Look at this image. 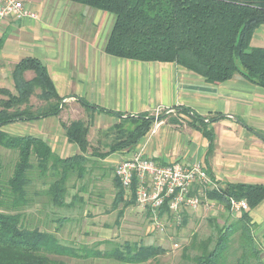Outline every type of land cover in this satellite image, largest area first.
<instances>
[{"label":"trees","instance_id":"obj_1","mask_svg":"<svg viewBox=\"0 0 264 264\" xmlns=\"http://www.w3.org/2000/svg\"><path fill=\"white\" fill-rule=\"evenodd\" d=\"M68 1L114 16L104 44V52L110 56L145 62H174L213 84L238 75L264 87V47L250 46L256 28L264 23V0ZM26 71H32L33 77L26 79ZM11 76L14 91L0 87V146L16 152L13 173L8 180L11 191L9 200L2 201L0 188V264H64L54 262L49 256L78 258L82 254L58 242L50 232L26 227L22 224L21 212L10 213L8 210L27 204L26 189L32 183L29 175L32 170H37L40 178H52L50 182L43 181L46 186L43 192L53 205H65L68 175L76 171L78 176H82L84 172L83 162L89 148L88 125L81 121L63 124L67 141L79 147L78 154L67 157L56 155L49 143L40 137L7 132L4 126L57 116L64 106L46 65L39 58L28 56L20 59ZM36 89L40 91L37 97L44 102L39 107L30 103V97ZM79 103L85 110L111 113L84 99H79ZM178 111L189 116L193 126L202 130L208 139L210 151L213 136L203 118L185 107H179ZM115 114L121 118V122L109 131L113 135L109 149L92 155L105 158L118 150L131 149L155 121L167 118L163 113L158 117L142 113L124 119L119 113ZM168 120L175 122V119ZM125 124H131L130 129H126ZM32 157L35 163L31 161ZM1 168L0 156V178ZM113 176L116 208V203L124 198V189ZM196 187L201 188L209 200L221 205L228 213L230 198L245 200L248 208L240 211L235 219L227 220L221 226L215 225L216 237L213 241L212 238L201 239L197 244L192 241L189 248L198 250L192 264H264L252 234L255 224L249 216L251 209L264 199V185L226 183L219 188L205 185ZM129 200L134 202L135 198L131 196ZM163 212H167L166 205L162 206L160 215ZM121 214L119 210L118 216ZM63 218L59 220H65ZM233 234H237L235 247L230 243ZM163 251L159 245L124 241L116 243L109 250L92 254L136 264Z\"/></svg>","mask_w":264,"mask_h":264},{"label":"crops","instance_id":"obj_2","mask_svg":"<svg viewBox=\"0 0 264 264\" xmlns=\"http://www.w3.org/2000/svg\"><path fill=\"white\" fill-rule=\"evenodd\" d=\"M22 1L36 18L0 20V87L13 92L11 72L14 66L20 59L34 56L46 65L64 106L54 116L53 123L43 125L39 123L45 120L42 118L7 125L37 124L36 131L11 132L7 126L4 130L15 135L40 137L60 157H67L79 153L77 144L67 141L63 127L66 123L63 114L73 105L91 117L89 133L94 127L101 131L121 122L115 113L124 119L142 113L152 115L161 108V113L166 111L163 114L167 118L154 122L131 149L95 159L109 162L113 157L114 168L122 156L141 150L145 156L163 164L175 160L200 161L210 179L220 186L226 183L264 185L263 86L238 75L213 84L174 62H145L110 56L104 52V44L114 21L112 14L68 0ZM250 46L264 47V23L256 28ZM24 74L30 76L26 79L34 75L32 71ZM79 99L111 113L85 110ZM179 107L188 108L206 122L213 136L210 151L207 137L193 126L189 116L178 111ZM168 119H175V122ZM122 122L129 123L127 120ZM48 125L51 128L45 133L42 127ZM58 127L59 149L45 139L56 137ZM124 198L130 197L124 194ZM148 214H151L149 210ZM249 216L255 224L252 234L264 263V199L251 209Z\"/></svg>","mask_w":264,"mask_h":264},{"label":"rangeland","instance_id":"obj_3","mask_svg":"<svg viewBox=\"0 0 264 264\" xmlns=\"http://www.w3.org/2000/svg\"><path fill=\"white\" fill-rule=\"evenodd\" d=\"M86 23L84 22V24ZM24 75L25 78L30 77L27 74ZM39 92V89H36L30 97V103L34 107H39L44 103L37 97ZM163 113L165 114L166 111ZM161 114V108H159L152 115L158 117ZM63 115L66 125L73 121H81L88 125L89 131L91 117L88 113L81 112L78 106L73 105ZM43 119H45L43 122H39L43 125L45 122H55L54 116ZM50 126L42 127V130L44 129V132L47 133ZM124 127L130 129L131 124H125ZM6 129L11 132L28 133L36 131L38 125L18 124V126H7ZM111 129L112 127L98 131L94 127L90 133L88 132L90 140L88 141V152L85 153L87 158L83 162L84 172L82 176H78L76 171L68 175L65 182L64 206L53 205L50 198L43 192L46 187L43 181L50 182L52 178H40L37 170H32L29 174L32 183L26 189L27 204L16 209L11 208L8 211L10 213L21 212L23 225L50 232L58 242L71 246L79 254H82L78 258L50 255L49 257L54 262L64 264H135L92 254L95 251L109 250L116 243L130 241L145 245H159L164 249L163 253L136 264H192L194 255L198 254V250L189 248L192 241H195L196 244L206 238H212L213 241L216 237L215 225L221 226L227 220L235 219L239 213L231 211L228 213L216 202L208 203L203 199L201 204L194 209H182L177 213L163 212L159 219L160 227L156 228L152 225L148 210L138 205L135 200L129 202L131 200L123 198L120 203H116L115 208L116 188L112 170L114 159L112 157L109 158V162H100L95 159L97 156L91 154L103 153L109 149L113 139V135L109 132ZM56 134L54 138L45 139L59 149V127ZM56 155L59 154L56 153ZM0 156L2 162L0 188L3 201L9 200L11 196L8 180L13 173L16 152L0 146ZM31 161L35 163V158L32 157ZM119 210L122 211L120 216H118ZM62 217L65 220H59ZM236 242L237 234H233L230 243L235 247Z\"/></svg>","mask_w":264,"mask_h":264},{"label":"built area","instance_id":"obj_4","mask_svg":"<svg viewBox=\"0 0 264 264\" xmlns=\"http://www.w3.org/2000/svg\"><path fill=\"white\" fill-rule=\"evenodd\" d=\"M6 18L35 19L36 14L22 0H0V20ZM113 173L124 189V194L133 196L138 205L150 211L152 225L156 228L161 224L159 219L162 206L166 205L169 213L194 209L203 199L208 203L213 202L197 185L221 187L210 179L205 165L200 161L175 160L163 164L145 156L141 150L122 156L114 165ZM229 203L232 213L248 208L243 199L230 198Z\"/></svg>","mask_w":264,"mask_h":264}]
</instances>
